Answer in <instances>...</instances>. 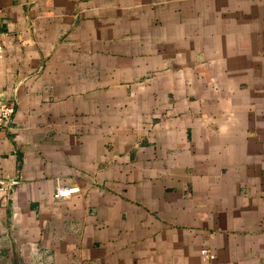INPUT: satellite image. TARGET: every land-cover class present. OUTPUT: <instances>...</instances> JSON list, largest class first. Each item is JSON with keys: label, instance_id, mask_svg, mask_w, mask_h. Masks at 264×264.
<instances>
[{"label": "crops", "instance_id": "crops-1", "mask_svg": "<svg viewBox=\"0 0 264 264\" xmlns=\"http://www.w3.org/2000/svg\"><path fill=\"white\" fill-rule=\"evenodd\" d=\"M0 18V178L19 181L0 264H264V0H0Z\"/></svg>", "mask_w": 264, "mask_h": 264}, {"label": "built area", "instance_id": "built-area-1", "mask_svg": "<svg viewBox=\"0 0 264 264\" xmlns=\"http://www.w3.org/2000/svg\"><path fill=\"white\" fill-rule=\"evenodd\" d=\"M5 54V40L3 33V21L0 18V59L3 58ZM15 114V104L9 102H2L0 100V132L7 128L11 123L13 116ZM19 181L15 180H7L0 178V202L7 201L10 195V189L12 187L17 186ZM78 192L77 188H69L65 186L57 187L54 198L57 200H63L71 198L75 193ZM202 254L206 261L213 262L216 258L215 253L212 249L204 248L202 250Z\"/></svg>", "mask_w": 264, "mask_h": 264}]
</instances>
